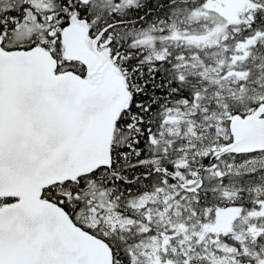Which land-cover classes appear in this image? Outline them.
I'll return each instance as SVG.
<instances>
[{
  "label": "snow or ice",
  "instance_id": "snow-or-ice-1",
  "mask_svg": "<svg viewBox=\"0 0 264 264\" xmlns=\"http://www.w3.org/2000/svg\"><path fill=\"white\" fill-rule=\"evenodd\" d=\"M0 264H264V0H0Z\"/></svg>",
  "mask_w": 264,
  "mask_h": 264
}]
</instances>
